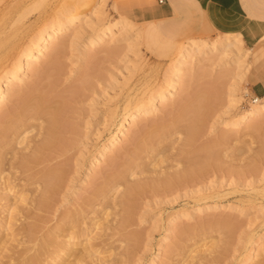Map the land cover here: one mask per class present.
<instances>
[{"label": "rangeland", "instance_id": "obj_1", "mask_svg": "<svg viewBox=\"0 0 264 264\" xmlns=\"http://www.w3.org/2000/svg\"><path fill=\"white\" fill-rule=\"evenodd\" d=\"M9 1L3 0L0 7H4ZM202 2L205 15L198 0H96L92 9L84 16L83 29L89 27V23L102 14L101 17L105 16L106 21L116 22L120 18H127L133 25L116 30L107 40L95 49H88L86 53L83 51L88 38L99 29L94 27L87 33L77 34L76 40H69L65 44L57 64L47 65L50 67L48 74L33 75L27 81H22V87L28 88L26 92H29L30 88L35 89V86L40 88L50 84L55 85L53 92L57 98L69 99L68 114L62 123H65V127L68 126L73 145L71 144L69 152L63 158L58 159L61 162L59 167L68 170L67 178L56 199L46 210L40 212L34 211L38 194L36 185L30 186L28 182L32 171H27L19 164V159L30 153L34 141L41 138L38 130L35 129L27 135L21 144L16 143L18 138H13L12 146L5 148V155L0 163V233L2 230L6 233L0 237L1 249L9 240V233L20 235L17 239L26 234V225L29 228L34 219H25L23 214L31 211L33 215L36 212L41 216H38L39 222L34 220L39 227L37 236L40 240L47 238L48 236H45L50 233V236H58V239H64L72 232L81 233L78 236L80 241L88 235L93 253L91 252L92 256L88 257L85 264H159L158 261L162 262L160 264H245L254 245L264 239V117L253 124V128L248 127L252 128L251 130L246 127L235 130L236 133L234 132L227 146H222L224 144L221 137L223 133H229L223 132V123L235 120L237 114L239 116L247 113L255 98L260 96L257 93V81L258 74L264 69V39L245 31V28H232L209 19L208 1ZM49 3L51 8L48 7V11L43 12L40 19V11L34 9L28 1L26 6L30 9L27 11L35 28L41 27L40 24L43 26L52 23L49 20L52 7L56 6L59 11H63L75 4L80 10L84 0L45 1L47 6ZM246 8L249 16L253 17L254 9L249 5ZM261 12L264 17V11ZM165 13L172 14L162 16ZM257 22L264 24V18ZM228 33L238 35L240 43L232 48V51L227 50L226 54L221 55V51L218 52L216 59L203 62L205 66L201 65L197 56L192 62L191 72H185L183 86L179 88L174 100H169L163 110L159 109L149 118H144L137 125L130 127L127 141L101 164L96 171L97 177L88 181L89 184L86 176L93 158L101 151L107 138L116 131L111 122H106L109 113L128 107L130 98L135 100L142 94L165 87L170 79V69L175 65L179 45L193 39L210 43L223 39ZM127 40L130 44L126 43ZM52 53L53 49L48 55ZM237 57L244 60L241 70L233 71L231 66L230 69L225 67L229 64L228 61L238 59ZM46 62L45 58L37 65L42 67ZM200 65L202 68H199ZM245 67L249 69L246 70ZM71 95H74V99ZM20 97H8L0 110V119L19 105L23 96L21 100ZM182 103L189 105L187 112L190 113H187V119L195 121L193 125L197 127V132L193 148L180 154L178 148L184 138L180 133L187 122H180L178 127L173 124L177 119L176 114L181 113L178 106ZM130 108L134 109L135 106ZM163 125L168 129L174 128L173 134L167 139H162V144L160 139H157V143L160 141V147L152 149L155 150L152 151L153 155L147 156L144 165H140L136 170L140 169L141 172L142 168L143 171L149 169L157 153H162L165 159L169 158L164 164L172 166L169 171L182 169L179 162H186L193 155L204 152L205 155L203 153L199 156L208 157L207 153H211L214 157H208L207 160H212H209L207 170L210 168L209 171L213 169V172L207 173L203 184L172 196L142 194L133 198L130 203L122 196L123 187L117 189L115 186L116 188L112 187L109 193L107 192L106 197L96 199L92 205L85 207L86 211L83 212L78 225L63 222L68 211L80 209L83 199L93 191L92 187L105 180L104 175L115 177L114 174L128 169L124 162L128 161L131 151H134V140L137 141L138 137L142 138L141 141L143 138H149L152 132L158 131ZM248 130L250 132H247ZM99 132L103 134L100 135ZM218 141L222 142L218 144ZM114 160H118L116 164ZM39 168L35 167L33 170ZM110 171L115 172L112 174ZM145 173H136L137 175L129 179L133 181L150 175ZM2 178L8 180L10 187L14 188L13 191L18 192L17 195L6 197L1 186ZM82 184L85 185L84 189L77 192ZM196 189H205L206 193L214 192L212 197L208 196L202 201V205L215 203L216 207L199 210L197 200L193 198ZM21 191L28 193L27 202L17 200L22 194ZM15 203L20 210L13 209ZM182 214H189L190 217L183 218ZM125 217L129 220H125ZM35 222H32L31 226L36 227V224L33 225ZM171 222L174 223V231L172 238L168 240ZM86 227L89 229L85 236L82 233ZM182 228H189L190 232L181 242L178 233ZM132 237L137 241H129ZM18 244L17 241L9 240L7 246L16 250L22 249ZM176 244L181 247L177 249L178 252H173L175 255L169 252L174 256L172 258L168 250L171 247L173 249ZM80 249H83V246ZM2 250L4 253L0 252V255L3 253L0 256V264H15L9 256L12 252L6 248ZM260 260V264H264V253ZM61 263L63 261L59 264ZM65 263L68 261L63 264Z\"/></svg>", "mask_w": 264, "mask_h": 264}, {"label": "bare ground", "instance_id": "obj_2", "mask_svg": "<svg viewBox=\"0 0 264 264\" xmlns=\"http://www.w3.org/2000/svg\"><path fill=\"white\" fill-rule=\"evenodd\" d=\"M2 1L3 0H0V4H2ZM28 1L31 3L30 5L34 9L36 8V10L38 9L40 11L39 17L42 16L41 14L43 12L48 11H46L48 7L51 8V3H49L48 6L47 4H45L46 0H10L4 5V7H0V110L2 109L5 101L9 96H23L22 100L20 97L21 102L19 101V105H17L16 108L12 111H9L8 114H5V116H2V119H0V163L5 155V148L12 146V144L14 143L11 141L13 138H18L19 140L21 139L20 141L18 140V142L15 141L16 143L21 144L26 140L27 135H29L35 129L38 130V135L41 138L36 142L34 141V146L31 149L30 153L22 156L21 159H19V161L21 160L19 164H21L20 167L26 169L27 171H32L29 174V177L31 178H29L28 182L30 183V186L33 184L36 185V192H38V194L36 197L37 200L36 202H34L36 204L34 205V211L37 210L38 212H40L46 210L48 206H50L56 199L57 193L60 191L65 178H67L66 171L68 170L59 167V164L61 162L58 161V159L63 158L65 154L69 152L72 144V141L69 137L70 134H68V126L66 125L67 127H65V123H62L68 114L67 110L70 106L68 103L69 101H67L68 98H57V95L54 94L53 91H55V87L53 86L55 85L49 84L40 88H36L35 86V89L33 85V89L31 90L30 88L29 92H26L25 90H28V88L24 89L22 87V81H27L28 78L33 75L43 76L48 74V68H50L49 66H55L57 64V59L62 53L65 44L69 40H76L77 34L87 33L94 27H98L99 29L93 36L88 38L83 51V53H86L88 49H95L103 41L107 40L108 37H110L111 34L116 30L126 29L128 27H131L133 24H131V22H129L127 18H120L116 22H109L106 21L105 16L101 17L103 15L102 14L101 16L97 17V19L95 18V21L89 23V27H85L83 29L82 21L84 19V16L87 15L88 11L92 9L93 4L96 1L84 0L82 9L80 10H78V7L75 4L69 6L68 8H65L63 11H59L57 9L58 7L56 6L52 7V9L49 11V20H51L52 23L49 25L43 24V26L40 24L41 27L37 29L34 27V23L32 24V22L30 21L31 18L29 17V12L27 11L30 8L27 9L28 6H26ZM150 5L151 3L148 4V6ZM170 14L172 13H165L162 16L167 17ZM211 17L213 20H217L215 15H211ZM41 18L42 17H40V19ZM244 28L245 31L254 34L260 39H264V24L256 21H251L250 23L244 25ZM238 37L239 36H236V34L234 35L233 33H228L223 39L215 40L210 43L200 41L198 39H193L188 40L182 45H179L178 51L175 55L176 62L172 70L170 69V79L166 82L167 84L165 87L162 86L163 88L161 89L158 88V90H155L153 92L150 91V93L148 94H142V96H139V98H136L135 100L130 98V100L128 99V107H125L121 110H112L109 113V118L108 120H106V122H111V124L116 128V131L107 138V141H105V143L103 144L101 151L95 158H93L90 165L91 168L89 167L90 170L88 171L86 176V181L88 182L92 178H96L98 174V172L96 171L101 166V164L106 162L107 158L111 154H113L115 150L119 148V146L127 141V133L130 127L137 125L144 118H149V116L154 114L159 109L163 110L168 104L169 100H174L175 96H177L178 94V90H180L179 88L183 84V77L185 75V72H191V68H193L192 62L193 60H196L195 58L197 56L199 57L198 61L202 63L201 65L204 64L203 62L210 61V59L214 60L216 59L218 52L221 51V55H223L227 53V50H231L232 48L237 46V44L240 43ZM126 43L130 44L128 40L126 41ZM128 47L130 48L129 45ZM52 49L53 53L49 56L48 54ZM213 56H215V58H213ZM45 58L47 59L46 64L44 63L45 65H43L42 67L38 66L37 64L41 63V61ZM243 61L244 60L235 58V60L228 61L227 63H229L230 65L228 64L225 67L230 69L229 67L231 66L232 69L234 68L233 71H236L235 69L241 70ZM244 64H246V62ZM201 65L199 66V68L201 67ZM247 68L245 67L246 70L249 69ZM132 105L135 106L134 109L130 108V106ZM183 105L184 104L182 103L181 106L179 105L180 107L178 106V109L180 108L179 110L181 113L176 114L177 119H174L175 124H173L178 127L177 125H179L180 122H187L186 125L183 126V129L180 133V135L184 136V138L181 139L182 141L179 145L180 148H178L180 154L193 148V146L195 145L194 143L196 142L195 133L197 132V127L195 128V125H193L195 124V121H193V119H187V116L190 113V111L189 113L187 112L189 110V105ZM237 115L236 118L234 117L235 120H229V122L225 121V123H223V132L226 131L229 133H223L221 137L223 142L218 141V144L222 142L224 144H221L222 146H227V144L230 142V139L232 138V135L234 136V132L236 133L235 130H238L241 127L248 128L252 126L253 128V126L261 118L264 117V96H257L254 100L253 106L247 113L239 116ZM162 123L160 124L161 126ZM154 124L157 125L156 123ZM157 127L158 126H156V128ZM173 129H168V127H164L163 125V127H160L158 131H155L154 133L152 132V134L150 132L151 136L148 133L150 137L147 135L149 138L145 140L143 138L144 141H141L140 139L142 138L139 139V137L138 139H136L137 141L134 140V142H136L134 144V151H131L132 154L130 155L128 161L126 160L124 162L128 169L125 172H120L118 174L116 173V175L114 174L115 177H111L110 174L105 173L106 176L108 175L107 178L104 175L105 180L101 184L97 183L98 185L95 184L96 186L92 187L93 191L83 199V202L80 205V209L75 208L74 211H68L64 215L63 222L67 224L74 223V225H78L80 223V219L82 220L81 217L84 214L83 212L86 211L85 207L92 205L96 199L106 197L107 192L112 187L116 188L115 186H117V189L123 187V195H121L127 199H125L127 202H129L133 198L135 199L138 196L146 193H153V195L172 196L181 191H186L189 188L198 187L203 184L204 178L207 173L213 172V169H211V172L209 171L210 168L209 170H207V167H209L210 163L209 160H212L214 157L211 153H207L209 154L208 157L210 155L212 156V159L210 158L209 160H207V155L205 157L203 156L206 154L204 152L199 153H204L200 156L199 154H196L195 156L193 155L192 157L188 158L186 162L180 163L178 160L179 164L182 165V169H177V171H169V168L172 169V166L169 167V165H164L168 162L169 158L165 159L162 153H157V155L155 154L156 159L152 160L153 163L149 166V169L143 171L142 168L141 172L140 169L136 170V168L140 165H144L145 158L147 156L153 155L152 151L156 150L155 147H160L158 144L162 139H167L170 135L173 134ZM249 130L247 132H250ZM254 131L255 130L253 129V132ZM99 134L102 135L103 132H99ZM154 135H156L155 139ZM157 139H160L158 143ZM85 153L87 152L85 151ZM151 157L153 158V156ZM117 161H115V164ZM211 165L212 164H210V166ZM35 167L40 168L37 170H33ZM145 172L150 174L151 176L147 175L148 177L145 176L143 178H141L140 176L141 179H134L133 181L129 179L132 176L137 175L136 173L144 174ZM3 179L4 178H2V180ZM1 186L7 198H10L12 195L18 193L13 191L14 188L10 187L8 180H3V184ZM84 187L85 185L82 184L77 192L83 190ZM29 188L28 191H30ZM204 190L198 189L197 191H194V196L192 195L193 198L197 200V202H195L199 205L198 209H213L217 204L206 203L205 206L202 205V201L204 199L206 200L208 196L210 197L214 194V192L206 193L207 191ZM28 197L29 195L27 192H22V194L17 197V200H20L21 202H27ZM13 209L20 210V208H18L17 206V203L14 204ZM189 214H182L183 218H189ZM24 216L25 219H34L35 221H40L38 217L40 216V213L38 214L35 212L33 215V212L31 211L30 213L24 212L23 217ZM34 220L32 222H35ZM125 220H127V218ZM32 222H30L29 228L28 225H26L27 227L25 226L27 232H25L24 229V232L26 234L21 235V239H17L20 236L18 234H8L10 238L8 236L7 239L17 241L19 243L18 245H20L22 249L16 250L14 248H8L7 244L9 240L5 242L4 246H2V249L4 248L5 250L6 248L9 249L8 251L12 252V254H10L9 256L11 257V260H14L16 262L15 264H59L62 261L63 263L64 261H68L67 264H85L87 263L88 257H90V255L92 256V243L91 239L88 238V235L85 239L80 241L78 236H80L81 233L78 234L72 232L66 237L64 235L62 237H65L64 239H58V236L55 237V235L50 236L52 234L50 233L45 236H48L47 238H41L40 240L37 236L39 227L36 222L33 223V225L36 224L37 228L35 226H31ZM173 224L174 223L171 222V224L169 225L170 230L169 235L167 236L168 240H170L173 236ZM9 228L11 229V227ZM88 229L89 228L86 227L82 235L86 236ZM189 232V228H182V230H180V232L178 233V237L180 238L181 242L183 239L189 236ZM3 233L4 232L2 230V233H0V237ZM134 238L132 237L133 240L129 238V241H137V239ZM82 246L83 249H80V247ZM180 247V244H176L173 249L171 247L168 250V253L172 252V254H174L173 252H178V248ZM2 249L0 248V250ZM0 252H3V250ZM3 253H1V255ZM263 253L264 239L259 244L254 245L253 250L249 253L245 260V264H260V258ZM170 254L171 253H169V255ZM173 257L174 256L172 255V258ZM160 262L161 261H158L159 264Z\"/></svg>", "mask_w": 264, "mask_h": 264}, {"label": "crops", "instance_id": "obj_3", "mask_svg": "<svg viewBox=\"0 0 264 264\" xmlns=\"http://www.w3.org/2000/svg\"><path fill=\"white\" fill-rule=\"evenodd\" d=\"M210 8L207 11L209 19H212L211 15L216 16V21L230 26L232 28L241 29L244 25L251 21H262L264 18L261 16V11H264V0H207ZM199 6L202 10L205 6L202 0H198ZM252 7L255 11V15L249 16L246 6ZM205 10L203 11V13ZM218 13V14H216ZM205 15V13H204ZM259 80L257 81V93L260 96H264V69L258 74Z\"/></svg>", "mask_w": 264, "mask_h": 264}, {"label": "built area", "instance_id": "obj_4", "mask_svg": "<svg viewBox=\"0 0 264 264\" xmlns=\"http://www.w3.org/2000/svg\"><path fill=\"white\" fill-rule=\"evenodd\" d=\"M161 2H163V0H161Z\"/></svg>", "mask_w": 264, "mask_h": 264}]
</instances>
